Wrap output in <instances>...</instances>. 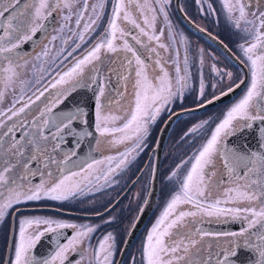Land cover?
<instances>
[{
  "label": "flooded vegetation",
  "instance_id": "flooded-vegetation-1",
  "mask_svg": "<svg viewBox=\"0 0 264 264\" xmlns=\"http://www.w3.org/2000/svg\"><path fill=\"white\" fill-rule=\"evenodd\" d=\"M129 1L132 3V6L126 5V10L142 26H145V17L151 21L152 16H155L154 27H145L150 35L158 36L159 40L149 41L147 37L140 33L139 29L128 24L126 21L118 20L122 27H126L132 35L140 38L143 43L137 44L132 40L131 35L125 38L130 44L134 43L139 47L145 56L141 57L144 61L147 58L145 64L148 66L149 72H159L161 66H164L172 78L173 84H175L176 75V53H179V66L182 76L185 69L184 57L187 53L188 72L190 74L188 86L183 89L182 94L178 98H174L167 105V108L161 112L155 122L148 124V133L143 141L142 150H138V154H133L135 159H131L130 163L126 166L116 169L115 165L118 162L119 155L126 151V147L125 145H111L108 143L109 139L118 137L119 133L101 136L96 130V100L99 97L102 103H106V97H108L111 100L110 108H127L128 104L132 101L131 84L135 79L133 70L136 65L133 62L130 69L122 70L123 75L129 78L127 82L122 80L117 85V78L113 75L110 80L111 87H109V80L106 77L108 76L109 69L116 66L114 61L117 60V56L115 53L106 52L105 49H101L102 71L93 73L91 72L92 64L87 65L82 74L84 77V80L81 81L83 86L76 87L74 91H71L62 103L53 108V112L50 114L67 113L75 111L77 108L83 109L85 113L82 118L73 122L71 132L65 130L62 136L56 139H52V133L55 132V129L53 127L47 128L45 135L49 136V140L46 145L47 152L45 156L51 155L54 158V162L53 160L30 161L28 169L18 166L11 174L14 175L12 176L14 179H17L18 184L23 183L28 187H32L39 184L42 179L48 180V172H51L53 176H60L61 171L64 175L76 173L77 175L73 177L72 182L77 183L79 188L84 190L83 194L66 201H28L16 205L14 209L9 210V213L3 219H0V264H9L10 261H14L15 245L19 242L20 238L21 220L35 216L49 217L76 225H90L95 228L90 240L84 239L75 250H69L66 253L64 264H97L95 252L98 249V242L109 233L115 238L113 264H118L125 242L140 212L144 208L156 169L157 196L155 205L145 223L134 234L127 250L124 252V257L119 263L146 264V261L142 257V249L146 243L147 234L170 202L174 193L179 190L178 179L182 178L190 169L192 157L198 153L202 145L210 138L212 131L223 119L226 110L231 105V100L237 96L241 97L249 86L250 72L248 69L247 84L237 96L235 95L229 100H225L198 113L177 115L182 110L201 106L202 100L212 99L215 90L213 88V85H215V72H218V70L214 72L213 66L219 65L221 67L222 79L220 82L227 85L229 77L226 74L229 73V59L215 49L205 38L190 30L182 23L177 15L174 0H159V2L158 0ZM207 2L210 5V14L209 12L202 13L200 11L198 0H179V6L182 12L194 24L219 39L237 57L235 50L231 46H234V44L246 46L247 44L244 42L247 41V35L244 32L246 35L244 37L238 34L237 39L232 40V44H230V37L233 35L230 31L234 19H229L224 7V0H207ZM145 3L146 7L143 6ZM80 4L82 8V2ZM88 4H90V0ZM112 7L113 0L110 1L108 11L103 16L104 19L98 22L95 31L84 33L83 41H80L79 34L83 31L85 22L80 24V28L77 31L75 30L70 33L68 42L65 45L66 41L62 43L64 48L57 54V58L61 57L62 65L60 69H54V54L52 50L54 42L53 30L56 23L60 20L58 11H53L56 19L53 29L43 37L32 51L24 55H17L15 48L11 52L0 54V65L5 68L8 67V62L4 57H11L18 73L7 87L0 86V91L4 93L3 102L0 103V111L7 113V109L12 107L13 104H15L16 109L26 103L30 105L25 109L24 113H21L19 117H13L12 120H7L6 115L0 116V120H3L8 126H11L13 123L26 121L23 123V131L21 133L19 132L22 128L18 127L14 133L4 137L6 143L12 139L13 135L19 139L25 132L36 130L33 126L34 118L40 116L41 110L54 97L58 88L68 87L67 84L63 86L57 85V88H52L51 85L60 78V75H63L74 67L75 63L79 59H82L98 39H100L101 34L107 27ZM161 7H163V12L161 11ZM237 14L239 15V13ZM215 22L218 23V28L214 32L212 27ZM240 25L242 26L244 23L241 22ZM183 27L190 32L192 37L191 35L189 37ZM243 29L244 27L241 28V30ZM238 30L237 28L236 32ZM2 34H4L3 31H1L0 36ZM33 34L31 32L28 36L31 37ZM125 38H120L118 34L116 43L121 48L123 46V39ZM8 40L9 38L5 37L4 42L7 43ZM26 40L20 41L19 45ZM15 41L13 38L12 42ZM77 43L80 45L78 48L76 47ZM160 44H163L165 47L161 48ZM74 48L75 51H73ZM152 48H155L156 51H151ZM211 51L218 53L216 56L220 58V61L215 62L214 54ZM69 52L72 54L68 55ZM128 55L130 56L131 54ZM157 60L160 61V64L156 63ZM243 62L245 63L244 60ZM93 64L99 66L100 62L93 61ZM92 75H96L97 77L95 82L91 80ZM201 80L204 83L205 95L203 98L199 95ZM126 83L127 87L125 88ZM101 87L105 88V96H99L98 89ZM118 91L123 93V96L118 95ZM40 92H44V95L40 96L37 100L36 97L39 96ZM31 101H34V103H31ZM59 107L61 108L60 110H58ZM56 109L57 111L55 112ZM217 110L218 115L215 113ZM170 118L172 121L168 127L166 124ZM124 122V119H119L114 125L109 123L108 126H122ZM248 129L250 128H244L235 135L226 137L224 144L246 152L247 146L244 141L246 136L238 134L245 133ZM4 130L6 129H0V132ZM82 132L91 134L81 135ZM188 134L191 135L189 144L191 143L193 146L191 148L188 147L185 153H189L187 158L190 159V163L185 162L182 165V152L186 146L183 138L188 141L186 138ZM237 135L239 141L234 142L233 139ZM126 144L127 147L133 146L131 141L126 142ZM53 145H58L55 151H53ZM259 152H264L261 144ZM29 154L30 152L26 151L21 162L26 160ZM107 157L115 158L111 161V167L115 170L108 174V182L103 178L104 173L107 172L110 166ZM178 166L180 167L178 168ZM217 167L221 174H223L225 181H227L228 175L222 166V161H217ZM37 169H39V172ZM173 172H176L177 176L169 179ZM31 173H36V175H32ZM41 173H44L43 177ZM98 176L101 177L99 180L96 179ZM20 177L26 178L21 180ZM6 190V186L0 185V192ZM217 198L221 199L220 207H232L230 202L224 203L222 196L208 197L207 203H213ZM15 208H19L20 211L15 212ZM180 208L186 211L192 210L191 205H181ZM40 227L43 229L46 226L42 225ZM244 227H247L246 221L242 219L233 220L228 215H221L219 217L202 216L197 217L196 221H194V228H199L212 234L239 232ZM34 230V226H25L26 235L33 234ZM258 230L259 225L249 231L256 232ZM60 231L65 234L67 239H71L74 235L71 228L61 229ZM227 239L229 238L225 236L209 235L205 236L203 241L206 248L210 246L212 251H218L219 248L225 246L222 242ZM253 239L255 240V237ZM64 243H66V240L64 238L60 239L59 244ZM56 249L57 241L55 234L47 233L36 244L33 254L37 257L48 258L54 254ZM81 249L83 250L82 256ZM250 257L251 254L249 252L241 250L235 259L239 264H250Z\"/></svg>",
  "mask_w": 264,
  "mask_h": 264
},
{
  "label": "snow or ice",
  "instance_id": "snow-or-ice-1",
  "mask_svg": "<svg viewBox=\"0 0 264 264\" xmlns=\"http://www.w3.org/2000/svg\"><path fill=\"white\" fill-rule=\"evenodd\" d=\"M76 2H82L83 7L73 13L71 11L73 0H0V30L6 36L16 40L14 43L12 39H9L5 43V36H0V54L18 48L19 34L28 29L31 24L36 25L30 29L32 33H35L37 28L43 27L36 22L51 16L53 11L67 8L69 11L64 19L69 20L75 15L76 25L79 27L88 9L89 0H76ZM143 6L146 7V3ZM224 7L229 19H234L237 28L240 27L241 22L245 24L242 31L248 36L250 42H247L246 46L241 45L240 47L250 72V83L243 95L228 107L223 119L212 131L210 138L202 145L198 153L194 154L190 169L182 178L178 179L179 190L174 193L147 234L146 243L142 249V257L146 264H239L235 257L241 250L251 254L250 264H264V152H245L224 144L226 137L235 135L244 128H251L252 122H264V0H235V3L224 0ZM104 9L105 0H95L92 5V14L89 15L88 21L84 23L83 31L79 34L80 41L84 40V33L95 31L98 22L103 19ZM161 11L163 12V7H161ZM234 12L239 13L235 18H233ZM118 20L126 21L139 29L140 33L149 41L159 40L158 36L150 35L145 27H154V15L151 21L145 17V26H142L126 10L124 0H113L107 27L100 39L82 59L75 63L74 67L60 75V78L51 85L52 88L66 84L68 87L58 88L54 97L41 110L40 116L34 118L33 126L36 130L25 132L19 139L13 135L12 139L6 143L4 137L14 133L18 127L22 128L26 121L8 126L3 120H0V129H6L0 132V185L7 187L6 191L0 192V219H3L9 210L14 209V206L28 201H66L83 194L84 190L79 188L77 183L72 182L76 173L64 175L61 171L60 176H53L51 172H48V180L42 179L39 184L32 187L23 183L18 184L17 179H14L11 174L18 166L28 169L30 161L53 160L54 162L51 155L45 156L49 140V136L45 135V129L50 125L55 127L52 139H56L61 137L65 130L71 132L73 122L82 118L85 113L83 109L77 108L75 111L67 113L50 114H52L53 108L62 103L71 91H74L76 87L83 86L81 83L84 80L82 74L87 65L92 64L91 72L93 73L102 71L101 49L115 53L117 56V60L114 61L116 66L109 69L106 77L109 80V87H111L110 80L113 75L117 78V85L122 80L127 82L129 78L123 75L122 70L130 69L133 62L136 65L133 70L135 79L131 84L132 101L127 108H110L111 100L108 97H106V103H102L99 97L96 100V130L101 136L119 133L118 137L109 139L108 143L126 147V151L119 155L115 165L116 169L126 166L131 159H135L133 154H138V150H142L143 141L148 133V124L155 122L167 105L174 98H178L183 89L188 86L190 74L187 53L184 57L183 76L179 66V53H176V75L175 84H173V80L164 66H161L159 72L148 71V66L141 55L125 37L131 35L132 40L137 44H142V40L132 35L126 27L118 24ZM118 34L120 38H125L122 48L116 43ZM30 38V36H24V39ZM79 46L77 43L76 47ZM160 47L164 48L165 46L160 44ZM151 51L155 52L156 49L152 48ZM71 54V52L68 53V55ZM4 59L7 60L8 67L0 65V86L7 87L18 73L13 59L11 57H4ZM93 61L100 62V65L93 64ZM156 63L160 64V61L157 60ZM213 70L216 71L215 66H213ZM226 75L231 79V73ZM96 79V75L91 76L92 82H95ZM243 83L244 81L241 80L240 83L230 85L226 91L221 90L219 96L214 94L212 99L202 100L201 106L205 102L211 104L221 96H227ZM98 92L99 96H105L104 87L99 88ZM43 95L44 92H40L36 99L38 100ZM118 95L123 96V93L118 91ZM199 95L201 98L205 95L203 80H201ZM3 96V91H0V103L3 102ZM29 106L26 103L16 109L13 104L7 109V113L0 111V116L6 115L7 120H12L13 117H19L21 113H24ZM119 119L125 120L122 126H108L109 123L114 125ZM90 134L88 132L81 133V135ZM128 141L132 142V147H127L126 142ZM57 146L53 145V151ZM261 148H264V142L261 143ZM26 151H29L30 154L26 160L21 162ZM113 159L115 158L107 157L110 166L103 176L106 182H108V174L115 170L111 167ZM217 161H222V166L228 175L227 181L219 171ZM37 171L39 172V169ZM31 174L36 175V173ZM43 175L44 173H41L42 177ZM176 176L177 173L173 172L169 179ZM25 178L20 177L21 180ZM100 178L96 177L97 180ZM221 196L224 198V203L230 202L232 207H220L221 199L219 198L215 199L213 203H207L208 197ZM181 205H191L192 210H183L180 208ZM44 206L46 207V205ZM19 211V208H15V212ZM221 215L231 216L233 220L242 219L247 222V227L242 228L239 232L216 234L194 228V221L197 217H219ZM42 225L46 227L41 229ZM257 225H259L258 231H249L256 228ZM25 226H34V233L26 235ZM67 228L73 229L74 235L71 239H67L65 234L60 231ZM94 231L95 228L90 225H76L49 217L25 218L21 220L20 238L15 245V259L9 264H64L66 253L69 250H75L84 239L90 240ZM47 233L55 234L57 249L48 258L37 257L33 254V249L41 237ZM209 235L225 236L229 239L222 242L224 247L219 248L218 251H212L210 246L205 247L203 241V238ZM62 238L66 240V243L59 244ZM80 251L82 256L83 250ZM114 253L115 238L109 233L98 242V249L95 252L97 264H113Z\"/></svg>",
  "mask_w": 264,
  "mask_h": 264
},
{
  "label": "water",
  "instance_id": "water-1",
  "mask_svg": "<svg viewBox=\"0 0 264 264\" xmlns=\"http://www.w3.org/2000/svg\"><path fill=\"white\" fill-rule=\"evenodd\" d=\"M174 4H175L177 15L179 16L182 23L184 25H186L192 31L196 32L201 37L205 38L208 42H210L214 46L215 49H217L221 54L226 56L233 64L238 66L243 72L242 80L244 81V83L241 84L239 88H235V90L233 92L229 93L227 96H221L220 99L215 100L211 104L205 103V104H203V106H199V107H196L193 109H188V110H182L181 112H178L177 115L181 116V115L194 114V113L201 112V111L206 110L208 108H211L217 104H220L225 100H229L232 97H234L235 95H237L244 88V86L246 84L247 69L244 66V64L232 53V51L229 48H227L219 39H217L212 34L208 33L207 31L203 30L202 28H200L199 26L194 24L182 12V10L179 6V0H174ZM5 15L7 16V13ZM55 20H56L55 14L52 12L51 16H47L43 20V22L41 23V25H43V27L38 28L36 30V32L31 36L30 39H27L25 42H23L21 45H19V47L16 48L15 53L17 55H24V54L32 51L39 44V42L43 39V37H45V35H47L53 29V27L55 25ZM1 31L2 30H0V33H1ZM131 45L133 46L134 49H136V51L141 55V57L144 56V54L141 52V50L139 49V47L136 44L131 43ZM145 61H147V58H145ZM60 107L58 110L61 109ZM56 111H57V109L55 110V112ZM171 121H172V119L170 118L167 121L166 126L169 127ZM49 127L52 128L53 126L50 125ZM53 129H55V127H53ZM261 129H264V122L254 121L253 126L250 129L245 131V133L238 134L240 136L241 135L246 136L245 140H244L246 143V146H247L246 152H248V151H258L259 152L260 151V144L264 140V131H261ZM22 131H23V128L20 130L19 133H21ZM46 131H47V129H45V132ZM238 135L234 137V139H233L234 142L239 141ZM156 196H157V170L155 169L153 180L151 182L150 192H149L147 200L144 204V208L140 212V214H139V216H138V218L134 224V227L128 236V239L125 242V245H124L122 254L119 258L118 264L120 263V261L124 257V252L127 250V247L129 245V243L131 242L134 234L142 227V225L147 220L148 216L151 214L152 209L155 205Z\"/></svg>",
  "mask_w": 264,
  "mask_h": 264
},
{
  "label": "rangeland",
  "instance_id": "rangeland-1",
  "mask_svg": "<svg viewBox=\"0 0 264 264\" xmlns=\"http://www.w3.org/2000/svg\"><path fill=\"white\" fill-rule=\"evenodd\" d=\"M110 1L111 0H105V9H104V16L106 15V13H107V11H108V8H109V6H110ZM124 2H125V6L126 5H129V6H132V3L129 1V0H124ZM198 2H199V9H200V11L202 12V13H208L209 12V14L211 13V11H210V5H209V3L207 2V0H198ZM230 2L231 3H235V0H230ZM93 3H95V0H90V4H88V9H87V11L85 12V14H84V19L81 21V23H83V22H87L88 21V17H89V15L90 14H92V5H93ZM220 3H221V1H220ZM222 4V3H221ZM81 8V4H80V2H76V0H73V6H72V8H71V11L73 12V13H75V12H77V10L78 9H80ZM68 9L67 8H62V9H60V10H58V12H59V21L56 23V26H55V28H54V30H53V36L55 37V39H54V42H53V45H52V50H53V54H54V69H60L61 68V57H59V58H57V54L59 53V51L62 49V48H64V45L68 42V38H69V36H70V33H72V32H74L75 30L77 31L78 30V28H80V25H79V27L76 25V16L75 15H73L72 17H71V19H69V20H65L64 19V16L66 15V14H68ZM235 14H233V18H235L236 16H238V12H234ZM94 15V14H93ZM217 15H218V13H217ZM249 18H251V17H249ZM104 19V18H103ZM42 22V19H40V20H38L36 23L37 24H40ZM80 23V24H81ZM117 23L119 24L120 23V21L118 22L117 21ZM36 25L35 24H31L30 26H29V28L28 29H26L23 33H21V34H19L20 35V41H24L25 39H24V36H28L30 33H31V27H35ZM241 26V25H240ZM243 27H245V24L244 25H242L241 26V28H243ZM213 31L215 32L216 30H217V28H218V23H214L213 24ZM241 28L239 27L238 29V32H236L237 31V27L235 26V23H234V20H233V25L231 26V34H233V35H231V37H230V44H232V40H235V39H237V35L238 34H240L241 36H246L244 33H243V31L241 30ZM183 29L185 30V32L189 35V37H190V32H188V30H186L184 27H183ZM234 31V32H233ZM236 34V35H235ZM15 35V34H14ZM1 36H5V37H7V38H9V39H12L13 40V38L12 37H10V36H6L5 34H2ZM191 37H192V35H191ZM247 37V41L246 42H244V43H246L247 44V42H249V38H248V36H246ZM64 41H66L65 43H64V45L62 46V43L64 42ZM16 42V41H15ZM14 42V43H15ZM239 43V42H238ZM229 44V45H230ZM241 44L240 45H235L234 44V46H231L232 47V49H234L235 50V52H236V54L241 58V60H244L245 61V63L247 64V62H246V60H245V57H244V55H243V53H242V51H241ZM211 53L212 54H214V60H215V62H217V61H220V58H218L216 55H218V53L216 52V51H214V52H212L211 51ZM149 54V53H148ZM215 69H216V71L218 70V72H215V78H214V82H215V90H214V94L216 95V96H219L220 95V93L219 92H221V90H227V88L230 86V85H235V84H237V83H240V81L242 80V78H243V74H242V71L240 70V68L238 67V66H236L235 64H233L230 60H229V73H231L232 74V77H231V79H229L228 80V83H227V85H225V84H221V82H220V80L222 79V74H221V67L219 66V65H215ZM219 73V74H218ZM217 82H218V84H217ZM217 84V85H216ZM213 94V95H214ZM238 95V94H237ZM236 95V96H237ZM240 97L239 96H237V97H235L233 100H231V104L233 103V102H235L237 99H239ZM217 112H218V110L215 112L216 114H217ZM218 115V114H217ZM190 136V137H189ZM186 138L188 139V141L187 140H185V138H183V141H185L186 142V146H185V149H184V151L182 152V155H183V159H182V165H184V163L185 162H187V163H190V159H188L187 158V155L189 154V153H185V151H186V149L189 147V148H191L193 145L190 143L189 144V141H190V138H191V135H187L186 136ZM189 145V146H188ZM182 157V156H181ZM12 176H14V175H12Z\"/></svg>",
  "mask_w": 264,
  "mask_h": 264
}]
</instances>
